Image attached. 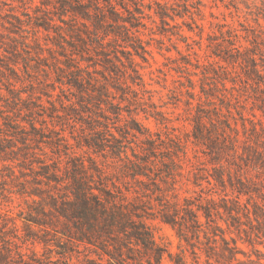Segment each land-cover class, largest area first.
I'll return each instance as SVG.
<instances>
[{"label":"trees","instance_id":"16d2710c","mask_svg":"<svg viewBox=\"0 0 264 264\" xmlns=\"http://www.w3.org/2000/svg\"><path fill=\"white\" fill-rule=\"evenodd\" d=\"M154 7L167 35L169 19L183 16L169 0H40L32 12L24 4L12 13V30L0 34V264L264 258V122L256 113L264 118V65L256 46L221 26L208 38L212 61L180 53L174 70L193 111L191 132L185 140L154 132L139 117L157 121L163 112L137 62L152 56L140 35ZM188 142L201 154L190 157ZM184 178L195 195L178 193ZM17 201L16 216L2 208ZM156 221L172 228L177 252L157 242ZM27 244L44 252L29 254Z\"/></svg>","mask_w":264,"mask_h":264},{"label":"rangeland","instance_id":"374dc122","mask_svg":"<svg viewBox=\"0 0 264 264\" xmlns=\"http://www.w3.org/2000/svg\"><path fill=\"white\" fill-rule=\"evenodd\" d=\"M177 13H181V17H176L174 21L169 19L170 26H166L170 32L167 35L159 34L162 27L161 20L154 14L157 9L147 13L153 16L152 20H145L148 28L142 29L141 37L150 42V50L152 56L149 57L148 62H143L137 59L138 68L143 75L147 88L153 91V101L158 105V110L163 112V116L159 120L153 118L145 119L143 115L139 117L140 122L154 132L162 135L168 132L175 133L185 140L187 135L191 132V122L193 111L186 108L184 101L186 95L179 93V81L183 80L175 70L176 62H180L181 54L195 61L198 59L202 63L212 61L210 57L209 36L217 34L221 26L224 30L233 29L241 35L240 41L243 46L253 47L255 44V51L258 53L262 65H264V0H200L202 5H198V0H187L188 10L183 5V0H169ZM40 0H0V34H8L12 30V13L21 15L24 11V4L30 12L34 10L36 5H39ZM148 4L149 0H145ZM199 7L200 11H197ZM252 8L250 12L248 9ZM191 16L194 17L196 23L202 27H197ZM186 23V24H185ZM187 25L193 27L190 31ZM177 26V27H174ZM248 36L247 38H245ZM186 37V39H185ZM181 53V54H180ZM263 69V68H262ZM250 102L247 106H250ZM259 119L263 120L259 112ZM236 118L239 117L236 115ZM239 121V120H238ZM239 125L241 122L239 121ZM187 151L190 157L196 154H201L199 148L187 143ZM85 154V153H84ZM90 154V153H89ZM87 156V153L85 154ZM183 174L187 175V169L183 170ZM181 185V187L179 186ZM206 185V184H205ZM178 193L181 197L195 195V191L199 189L194 188L185 178L178 183ZM2 185L0 184V189ZM18 201L14 204L3 203L2 208L9 210L10 214L16 216L18 212ZM13 210V211H12ZM18 224L21 226V222ZM155 237L158 243L165 245L168 249L175 253L178 251L179 241L172 230L166 224L159 221L154 222ZM233 237L237 238L236 235ZM239 246L247 253L252 254V247L248 244H243L239 241ZM260 250L263 246H257ZM23 250L27 253L32 251L42 254L44 249L41 245L27 244ZM264 252V251H263ZM54 257H57L54 254ZM244 259L243 256H240ZM255 257V255H252ZM56 259V258H55ZM77 260L74 258L73 263Z\"/></svg>","mask_w":264,"mask_h":264},{"label":"clouds","instance_id":"9594fccd","mask_svg":"<svg viewBox=\"0 0 264 264\" xmlns=\"http://www.w3.org/2000/svg\"><path fill=\"white\" fill-rule=\"evenodd\" d=\"M248 10L251 12L253 9L249 8ZM261 251H264V249H261ZM253 259H255V257H253ZM260 264H264V258L260 260Z\"/></svg>","mask_w":264,"mask_h":264}]
</instances>
